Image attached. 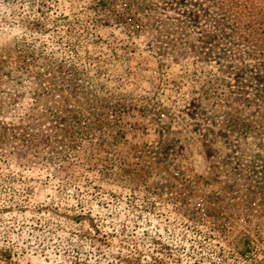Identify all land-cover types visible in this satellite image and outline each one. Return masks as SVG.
<instances>
[{"label":"rangeland","instance_id":"1","mask_svg":"<svg viewBox=\"0 0 264 264\" xmlns=\"http://www.w3.org/2000/svg\"><path fill=\"white\" fill-rule=\"evenodd\" d=\"M260 170L264 0H0V264H209Z\"/></svg>","mask_w":264,"mask_h":264},{"label":"built area","instance_id":"2","mask_svg":"<svg viewBox=\"0 0 264 264\" xmlns=\"http://www.w3.org/2000/svg\"><path fill=\"white\" fill-rule=\"evenodd\" d=\"M258 174L263 176L264 171ZM250 207L256 212L249 214ZM219 220L211 234L199 239L196 252L201 260L209 264H264V196L243 204L241 213Z\"/></svg>","mask_w":264,"mask_h":264},{"label":"trees","instance_id":"3","mask_svg":"<svg viewBox=\"0 0 264 264\" xmlns=\"http://www.w3.org/2000/svg\"><path fill=\"white\" fill-rule=\"evenodd\" d=\"M37 22V21H36ZM90 66H91V68H95V70H99V69H101V61L100 60H96V59H93L92 61H91V63H90ZM55 68L57 69L56 71H55ZM55 68H53L52 70L54 71V73H57V72H59V73H63L64 75H66L67 74V71H65V72H63L62 71V67L61 66H58V65H56V67ZM58 70H60V71H58ZM50 73H52V71H50ZM73 82H79V78H75V80H72ZM76 83V84H77Z\"/></svg>","mask_w":264,"mask_h":264}]
</instances>
